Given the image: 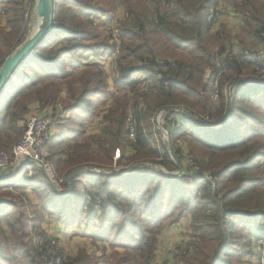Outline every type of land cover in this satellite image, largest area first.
<instances>
[{"label": "trees", "instance_id": "1", "mask_svg": "<svg viewBox=\"0 0 264 264\" xmlns=\"http://www.w3.org/2000/svg\"><path fill=\"white\" fill-rule=\"evenodd\" d=\"M214 1L166 0L171 6V14L167 16L160 0H123L129 17L119 33L122 43L114 68L118 77L113 80L114 92L108 95L107 72L97 58L81 63L74 61L69 69L65 68L66 60L83 48L92 47L96 56L99 54L96 47L104 53H115L116 44L106 41L91 46L85 44L97 34L85 28L89 23L82 17H87L83 9L97 10V4L85 0H53L52 30L17 66L0 93V149L12 156V146L23 133V127L16 122L27 113L28 103L34 100L40 108L53 107L48 105L52 103L58 107L60 89L68 87L67 100L72 101L61 107L70 111L64 116L69 123L48 142V159L54 175L66 176L83 165H109L115 149L120 151L116 163L131 165L148 160L170 169L174 163L165 150L162 152L158 148L145 119L160 108L183 105L198 116L206 117L207 122L222 121L229 103L223 91L226 85L234 83L230 89V120L219 129L209 128L186 113L173 114L170 118L174 126L168 124L172 136L187 134L191 141L216 156L214 160L204 157L197 161L203 172L216 177L214 186L202 177L194 178L191 183H185L184 178L176 181L149 166L133 168L126 174L77 172L70 178L72 189L67 195L55 191L45 180L54 198L42 203V215L53 213L65 223L72 222L79 218L83 206L89 209L98 201L99 209L109 216L102 224L106 234H97V238L121 248L122 264H150L154 259L158 246L156 229L164 225L163 219L167 216L159 204L166 194L168 206L175 201L184 204L177 210V218L189 215L188 211L197 204L195 212L206 222L197 223L189 215L192 236L186 244L182 243L177 253L183 264L249 262L247 254L251 252L245 250L236 234L240 223L227 219L237 214L264 213L258 205L251 206L252 200L262 197L263 176L257 175L255 168L264 161L261 160L264 151L260 150L264 147L261 138L264 135V81L235 83L243 76L245 65L239 61L226 62L218 81V99L212 100L211 83L217 69L211 46L215 35L210 34L208 9ZM1 2L8 15L9 29L0 26V64L13 50L26 8L25 0ZM113 5L110 3L106 10L113 9ZM237 14L243 23L238 35L240 40L245 35L246 38L255 37L264 29V0H247L237 7ZM149 16L157 21L149 20ZM206 68L211 69L208 78L204 76ZM37 69L45 73L38 74ZM16 81L19 85L11 89ZM127 91L132 93L131 97ZM105 94L106 100H112V107L103 114L101 134L90 135L93 127L87 126V120L96 115L99 105L105 101L101 96ZM25 95L30 97L28 102L23 100ZM247 105L259 106L260 114L247 110ZM130 117L133 139L129 137ZM256 126H261L258 132ZM245 128L249 132H245ZM63 143H66L65 148L51 150ZM189 153L192 155L191 151ZM190 156L186 154L181 158L182 165ZM38 171L41 172L36 170V176L41 175ZM88 183L93 190H88ZM28 184L33 190L43 188L35 179H30ZM84 192L89 194L87 204L81 201ZM24 209L23 204H0V264H40L37 254L32 253ZM137 232L139 238L135 236ZM110 233L113 240L109 239ZM259 234L257 229L255 235Z\"/></svg>", "mask_w": 264, "mask_h": 264}, {"label": "rangeland", "instance_id": "2", "mask_svg": "<svg viewBox=\"0 0 264 264\" xmlns=\"http://www.w3.org/2000/svg\"><path fill=\"white\" fill-rule=\"evenodd\" d=\"M35 1L36 0H25V13H24V21L22 23L21 30L19 32L18 37L16 38L14 45H13V50L17 48L22 42L30 36V31H32L33 28L36 29L38 25V17L36 16L35 13ZM92 2L93 5L96 6L97 4V10H89V9H83L85 11L83 12H88L94 13L95 17L98 18H90L88 15L87 17L82 16L86 21H88L89 25H87L85 28L92 30L91 32L97 34V36L93 39H89L85 41V44L88 45H94L98 44L101 41H106L109 44H116V50L115 53L110 54L109 52L104 53L103 49H100L99 47H94L95 50L100 54L97 56L95 55V51H93L92 47H87L81 49V51L77 55H73L72 57L68 58L65 63V68L69 69L71 64H74V61H77V63H81L82 61L92 59L94 60L97 58L99 62L103 65L104 70L107 72V93L108 95L112 94L114 92V87H113V80L118 77L115 74V66H116V60H117V55L118 51L120 48V45L122 43L121 41V36L116 34L115 31L121 33V29L123 27L122 24L126 22V19L129 17V12L127 9L122 4L123 0H85ZM117 3H116V2ZM120 1V2H118ZM154 1V0H153ZM161 5L163 8L166 7V15L170 16L171 14V6L166 2V0H160ZM247 0H215L213 5L210 6V8H218L219 6L221 7L217 13L214 15L212 20H209L210 23V34L215 35V40L211 42V46L214 50L215 55L216 54H229V53H236V50L242 51V50H248L249 52H255L258 50L263 49L264 47V36L262 33H264V29L259 30L258 34L255 37H247V35L244 36L242 40L238 37L240 33V29L242 28V24L240 21V18L237 14V7L246 4ZM111 4L113 5V9H108L106 8ZM208 9V12L210 10ZM75 11H79L78 9L75 8ZM85 13V14H86ZM93 16V15H91ZM37 17V18H36ZM82 18V20H84ZM106 18H109L105 20ZM235 18V19H234ZM149 20H154L151 19V16H149ZM236 20L237 25H233V27L228 26V24L231 23V21ZM178 21V20H177ZM8 23V15L4 6V2L0 3V26L5 27L6 29H9ZM149 25L154 26V23L148 22ZM233 28V30H232ZM114 32V36L112 34ZM117 38V39H116ZM245 43H244V42ZM234 46V47H232ZM12 50V51H13ZM11 51V52H12ZM11 54V53H10ZM8 54V55H10ZM7 55V56H8ZM6 56V57H7ZM5 57V58H6ZM4 58V59H5ZM4 61V60H3ZM2 61V62H3ZM244 63L245 67L242 68V72H244L243 76L241 78H249V77H259L263 78L264 73L262 70L264 69V61H261V58L254 57L252 59H245L244 61H239ZM2 64V63H1ZM0 64V66H1ZM261 69H259V68ZM255 70H258L257 73L254 75ZM38 74H44L45 72L37 69L36 70ZM31 75V74H30ZM205 76V74H204ZM264 79V78H263ZM18 86L19 83L16 81L14 82V85L11 87L14 88ZM141 88H145L144 86H141ZM10 90V89H9ZM128 92V91H127ZM110 93V94H109ZM130 97L132 96L131 92H128ZM69 95L68 92V87L63 86L62 89H60V105L57 104L58 107H56L55 104H48V105H54L53 107H46V108H40L38 105V102H36L37 107L34 109L29 110L28 106V111L26 114L23 116V121L20 119L18 122H16L17 126H22L23 127V133H24V128L26 125V122L29 117H31L32 114L35 113H40V114H48L49 119L51 123L56 125V127L53 129L52 132L59 131L60 128L64 127L63 125H67L69 123L68 118L66 119V115L70 113V111H64L61 106L67 101H72V100H67ZM230 96H231V91H230ZM101 98H103L105 101L99 105V109L96 113V115L88 118L87 120L88 124L87 126L93 127V129L89 132L90 135H100L101 134V125H102V119H103V114H106L109 112V109L112 107V100H106L107 95H102ZM102 99V100H103ZM23 100L25 102H28L30 100V97L26 98V95L24 96ZM34 101V100H33ZM142 101V99H140ZM143 104V102H140ZM230 103H228V106ZM247 110H252L254 113L260 114V108L259 106H252V105H247L245 106ZM61 111V112H60ZM60 112V113H59ZM59 113V114H58ZM175 113H186L188 115L194 116L196 119H200L201 121L207 122L206 117H201L198 116L194 111L189 110L187 107H184L183 105H173V106H166L163 108L158 109L154 114L150 117L145 119V121L148 123V126H150L147 130H149L152 134V136L155 138L156 143L158 148L163 152L164 150L168 153L169 158L173 161L174 166H171L170 169H166L161 163L157 162H149L148 160L146 161H141L140 163H135L131 165H125L123 162L121 163H116L115 161H119L117 159L118 157L115 158V154L120 155V151L118 149L114 150L113 153V162H111L109 165H101L100 167H92L96 169L103 170L105 172H111V173H116L120 172L123 170L128 169L131 166L141 164L140 166H149L152 167L155 172L166 174L170 173L172 174L171 178L174 180H180L181 178L185 179V183H191V181L194 178H199L202 176L203 180L210 182L212 186L215 185V180L216 177L211 174V176L214 178H209L207 179L205 176H203L202 173L210 175L208 173H205L202 171V168L200 167L199 161L201 158H205L207 160V157H211L212 160L216 158L215 155L211 154L207 150H203V148L200 147V145L196 141H191L189 136L187 134L180 135V137H177L176 135L172 136L170 133V129H168V124L169 127H173V120L170 117H173V114ZM1 115V114H0ZM169 115V116H168ZM132 126H133V120L130 117ZM60 121L62 122V125L59 126ZM213 122V121H212ZM233 122V119L231 120V123ZM210 123V122H208ZM264 124V122L262 123ZM262 126V125H261ZM261 126H256V131L258 132L261 129ZM245 132H249L247 128L244 129ZM22 133V135H23ZM88 133V134H89ZM264 133V131H263ZM22 135L19 137L17 141H19L22 137ZM177 138H176V137ZM131 139L134 137V127H133V136L129 135ZM262 140L264 141V135L261 137ZM254 140L253 138H251ZM17 141L13 144V146L17 143ZM12 146V149H13ZM66 147V143L64 144H56L51 148V150H60L62 148ZM2 150V149H0ZM260 150L264 151V147L260 148ZM4 151V150H2ZM129 151H131L129 149ZM189 151L192 152V155L189 153ZM6 152V151H4ZM12 152V151H11ZM48 153H49V147H48ZM173 155L176 156L177 160L180 162L184 158V155L188 154L190 158L187 160L189 162H195L194 166H198L201 171V176L200 175H193L195 172L192 171L190 168L189 164L187 161L185 162V165H182L183 170L181 175H177L178 173V166L176 165V162L173 158ZM104 155V154H103ZM12 158L13 156H9ZM117 159V160H116ZM261 160H264L263 158ZM262 162V163H261ZM261 165H259L258 168H255V171L257 175H262L263 176V182L260 187V197L259 199H254L251 201V206L253 205H258L261 209L264 210V161H261ZM46 163L48 166H51V172L48 173V170H43V169H35L34 173L32 175V179L36 180V184L42 183L43 188H38L36 190H33L29 185L30 184H25L26 182L23 183V185H19L17 188H5L1 187L0 188V198L6 197L9 198V202L7 204H15V205H20L23 204L25 206V216L27 217V230H29V224H28V217H32L30 219L31 224L33 223L35 232L31 234L28 231V235L30 238V245L32 248V253L35 255L37 254L38 259L40 261V264H45L44 258H49L53 257L54 259L60 257L62 258L63 262L66 264H122L121 258H122V253L121 248L117 247H112L109 245V243L105 240H101L97 238V234H106L105 233V228L103 227L104 222L103 219L109 216L108 212L103 213L101 209H99L98 201H95L93 206L89 209H87V206H83L81 212L79 213V218L76 221L72 222H66L67 223V228L62 227L60 230V233L58 232L59 226L62 225L64 222L61 220L62 218H57L53 213L51 215L45 213L42 215V212L40 210V207L42 203L45 202L46 199L48 198H54V196L51 193V190L48 185L45 184L48 182L51 187L52 184H54L55 188H53L55 191L63 192L67 190L68 186L65 183V185H62L63 180L66 181V176H56L54 175V171L52 168V164L50 163L48 157L46 160ZM181 163V162H180ZM83 166H89L90 165H83ZM36 170H41L38 171L39 174L41 175H35ZM25 172V170H24ZM93 172V171H92ZM184 173V174H183ZM36 177V178H35ZM65 177V178H64ZM71 178V177H70ZM94 180V179H93ZM70 182V179H69ZM71 184V182H70ZM90 184V183H88ZM88 190H93L91 187V184L88 185ZM89 194L87 192H84L81 195V201H84L85 204L89 202ZM56 199V198H55ZM57 202L59 201L56 199ZM163 203L159 204V208L162 210V212L165 214L167 213V216H164V225L160 226L159 228L156 229V236L158 239V235L161 232L162 229L166 228L167 226L173 227L174 230H176V234L180 233V237H182L181 241L178 243L180 245L174 247L173 252L171 253L170 256H167V258L170 260L169 264H183L182 259L177 255L179 252L178 250L181 249L183 246L182 243L186 244L191 239L192 236V226H191V217L197 222L201 223L202 225L205 224L204 218L200 215L199 212H195V207L197 204H195V207L192 208V210L188 211L189 212V230L186 231V233H183L182 230H184V226L182 225L181 219L183 218H177V210H179L184 204L181 201H175L172 205H175L174 207L168 206V194L163 195L162 197ZM5 204V203H1ZM236 216V217H235ZM235 216H228V221L229 222H239L240 226L239 229L236 231V234L238 235L239 241L244 243V248L245 250H248L247 252H251L250 254H247V259L249 262L247 264H264V235H259L257 237L255 234H257V229L261 232V229L264 228V213H256V214H249V215H244V214H237ZM35 217L38 218L37 221H35ZM186 217V216H184ZM252 221L249 222V221ZM65 223V222H64ZM103 224V225H102ZM65 226V225H64ZM69 230V231H67ZM91 230H95V232L92 233ZM116 230V229H114ZM67 232V233H65ZM114 232V231H112ZM44 234V235H42ZM111 234V235H110ZM110 240H113V234L110 233ZM187 235V236H184ZM136 238H139L140 234L137 232L136 233ZM260 238V239H259ZM259 239V240H257ZM47 241V242H44ZM158 243V242H157ZM160 244V242H159ZM182 245V246H181ZM42 249V254L40 255V250ZM177 250V251H176ZM79 259L78 263L76 262V259ZM17 260L20 262V259L17 258ZM155 260L158 261L160 264H166L167 261L161 259L159 256ZM56 264H63L61 261H56ZM161 261V262H160ZM60 262V263H59ZM150 264H154L153 260Z\"/></svg>", "mask_w": 264, "mask_h": 264}, {"label": "built area", "instance_id": "3", "mask_svg": "<svg viewBox=\"0 0 264 264\" xmlns=\"http://www.w3.org/2000/svg\"><path fill=\"white\" fill-rule=\"evenodd\" d=\"M220 8H221L220 6L218 8H210L208 12V20H212L214 15L217 13V11ZM86 14L87 16L90 15L89 16L90 18H98V17H95L96 15L94 13L88 14L87 12ZM107 19L109 18H106L105 20ZM115 32L117 35H119L117 31ZM112 34L113 36L115 35L114 32H112ZM262 34L264 36V33ZM254 57L261 58V61H264V48L261 50L255 51V52L254 51L249 52L248 50H242V51L236 50V53H229V54L220 53V54L215 55L214 64H215V68L217 69V71L215 75L212 77V83H211L212 84L211 98L213 101H216L218 99V81L223 73V65L226 62L244 61L245 59H252ZM257 71L258 70H255L254 75L260 74V73H257ZM262 72L264 73V69L262 70ZM210 75H211V69L206 68L205 78L210 77ZM230 84L232 83H229L228 85H226L223 91L224 95L226 96V100L229 103L231 100L230 91L226 93V89ZM128 120H129L128 126L130 128V135L133 136V126H132L130 118ZM172 125L174 126V123ZM55 127L56 125L51 123L48 114L35 113V114H32L31 117L28 118L25 128H24V133L21 139L17 141V143L13 146V149H12L13 157L10 158L6 152L0 150V171L1 170L7 171L4 174L0 175V188L5 187V188L14 189V188L19 187V185H23V183L26 182L25 180H29L30 178H32L34 170L38 168L43 169V170H48L47 171L48 173H52L50 170L51 166L47 165L46 160L49 154L48 153L49 139L51 138L53 134L57 132L56 130L52 132ZM119 156H120L119 154H115V158L116 157L119 158ZM20 162H22V164H20ZM187 162L190 168L192 169V171L195 172L193 175L201 176L198 166L197 165L194 166L195 162H189L188 160ZM26 165H29V169L27 172H24L23 167ZM203 176H205L207 179L211 177L206 174H203ZM9 200H10L9 198L2 197L0 198V204L7 203L9 202ZM30 219H32V217H28V224H29L28 231L31 234H33L35 232V229H34L33 223L31 224ZM259 235H264V228L261 229V232ZM44 242H47V241H44ZM41 254H42V249L40 250V255ZM54 260L63 262L62 258L60 257L56 259H54L52 256L49 258H44L45 264H56ZM63 264L65 263L63 262Z\"/></svg>", "mask_w": 264, "mask_h": 264}, {"label": "water", "instance_id": "4", "mask_svg": "<svg viewBox=\"0 0 264 264\" xmlns=\"http://www.w3.org/2000/svg\"><path fill=\"white\" fill-rule=\"evenodd\" d=\"M35 13L36 16L40 19L39 24L37 25V28L35 29V32L28 36L22 44H20L17 48H15L10 55H8L4 61L2 62L0 66V93L3 91L5 85L7 84L8 78L11 76V74L15 71L17 66L25 60L32 52V50L35 48V46L45 37L47 34L52 30L53 27V15H54V3L53 0H36L35 1ZM254 81H264L263 78L259 77H249V78H240L239 80L235 81V83H242V82H254ZM234 83L230 84L227 89L226 93L230 91V88L232 87ZM230 111H231V105L228 106V110L226 113L225 118L222 121L219 122H205L201 121L205 126L212 128V129H219L223 124L227 123V121L230 119ZM173 158L176 162V165L178 168L177 175L179 176L182 173L183 167L182 164L177 160L176 156L173 155ZM22 164V162H20ZM141 164L134 165L129 167L126 170L116 172L120 174H126L129 170L137 167H141ZM81 171H93L98 173H111V172H105L100 169L92 168L89 166H82L73 169L66 175V184L68 186L67 190L65 191H57L62 195H67L70 193L72 186L69 182L70 177ZM167 176L171 177L172 174L167 173ZM52 188H55L54 184L51 182ZM56 189V188H55Z\"/></svg>", "mask_w": 264, "mask_h": 264}, {"label": "crops", "instance_id": "5", "mask_svg": "<svg viewBox=\"0 0 264 264\" xmlns=\"http://www.w3.org/2000/svg\"><path fill=\"white\" fill-rule=\"evenodd\" d=\"M233 25H237V21L236 20H233V21H231L230 24H228V26H230V27H233ZM232 30H233V28H232ZM28 106H29V110H30V109L36 108L37 104H36L35 101H31V102L28 103ZM5 172H7V171H2L1 170L0 171V175L4 174ZM32 178H30V179H32ZM29 180H27V182L25 184H28ZM181 221H182V225L184 226L183 227L184 230H182V231H183V233H186V231L189 230V226L188 225H189V222H190V218H189V216H186V217H183L181 219ZM66 226H67V223L63 222L62 225L59 226V228L55 227V229H58V232H60V233H64V232H61L60 229L62 227L67 228ZM173 227L174 226H172V227L167 226L166 228L162 229L161 232L159 233V235H158V246H157V248L155 250V255H154V259H153L154 264H160L158 261L155 260V256H156V258H158L160 256L161 259L167 261L166 264L170 263V260L167 258V256L171 255V253L174 250V247L177 248L178 243L182 239V237H180V235L182 236V234H180V233L176 234V230H174ZM67 231H69V230H67ZM91 231H92V233L95 232V230H91ZM65 233H67V232H65ZM184 236H187V235H184ZM159 242H160V244H159Z\"/></svg>", "mask_w": 264, "mask_h": 264}, {"label": "bare ground", "instance_id": "6", "mask_svg": "<svg viewBox=\"0 0 264 264\" xmlns=\"http://www.w3.org/2000/svg\"><path fill=\"white\" fill-rule=\"evenodd\" d=\"M36 18H37V17H36ZM37 19H38V24H39L40 19H39V18H37ZM36 28H37V27H36ZM34 32H35V28H33L32 31H30V34L32 35ZM229 120H230V119H229ZM229 120H228V121H229ZM28 169H29V165H26V166L23 167V171L25 170V172H27ZM47 169H48V168H47Z\"/></svg>", "mask_w": 264, "mask_h": 264}]
</instances>
